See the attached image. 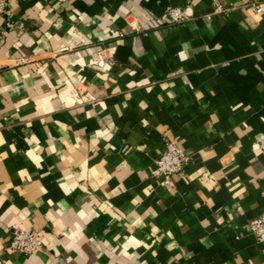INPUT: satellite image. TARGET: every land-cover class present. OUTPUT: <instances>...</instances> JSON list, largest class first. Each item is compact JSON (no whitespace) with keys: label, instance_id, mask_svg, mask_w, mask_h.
Wrapping results in <instances>:
<instances>
[{"label":"crops","instance_id":"crops-1","mask_svg":"<svg viewBox=\"0 0 264 264\" xmlns=\"http://www.w3.org/2000/svg\"><path fill=\"white\" fill-rule=\"evenodd\" d=\"M244 2L9 0L3 264H264V11ZM168 140L189 154L172 186L153 173ZM16 227L43 248L9 250Z\"/></svg>","mask_w":264,"mask_h":264},{"label":"built area","instance_id":"built-area-1","mask_svg":"<svg viewBox=\"0 0 264 264\" xmlns=\"http://www.w3.org/2000/svg\"><path fill=\"white\" fill-rule=\"evenodd\" d=\"M245 6L253 8L257 12L264 11L263 0H245ZM233 6L223 7L217 5L214 11H229ZM169 19L172 22H183L190 19V15L181 6H172L168 10ZM11 10L9 0H0V32L6 28L15 26V21L10 18ZM115 45H106L98 50L97 65L100 67L112 66L115 63ZM189 154L175 140H168L164 149L155 159L153 173L162 177L165 185H174V175L178 173L184 163L188 160ZM249 228L259 240H264V213L255 216L249 222ZM44 241L37 228L16 227L12 230L11 238L7 248L11 251H20L26 254L40 250ZM0 257V264L4 263Z\"/></svg>","mask_w":264,"mask_h":264}]
</instances>
